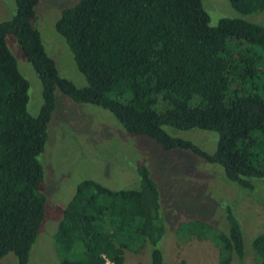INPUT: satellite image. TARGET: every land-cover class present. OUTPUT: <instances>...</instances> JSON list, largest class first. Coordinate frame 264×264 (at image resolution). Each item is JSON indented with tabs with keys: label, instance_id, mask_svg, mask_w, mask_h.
<instances>
[{
	"label": "trees",
	"instance_id": "1",
	"mask_svg": "<svg viewBox=\"0 0 264 264\" xmlns=\"http://www.w3.org/2000/svg\"><path fill=\"white\" fill-rule=\"evenodd\" d=\"M0 23V260L12 253L29 264L45 216L38 157L55 110L54 91L77 104L109 112L132 135L166 151H189L223 168L245 189L264 178V27L238 18L210 26L201 0H79L63 10L55 31L65 40L86 87L59 76L33 27L39 0H12ZM242 15L264 10V0H228ZM12 35L42 87L37 116L27 112V80L7 47ZM158 106V108H157ZM217 134L216 150L202 151L163 127ZM140 187L113 191L80 182L63 211L53 245L60 264H126L124 251L150 246V264H164L158 247L165 229L156 182L137 167ZM227 233L191 221L175 229L179 243L195 234L220 248L221 264L244 258L240 226L226 208ZM254 264H264V234L252 242ZM184 264V262H182Z\"/></svg>",
	"mask_w": 264,
	"mask_h": 264
},
{
	"label": "rangeland",
	"instance_id": "2",
	"mask_svg": "<svg viewBox=\"0 0 264 264\" xmlns=\"http://www.w3.org/2000/svg\"><path fill=\"white\" fill-rule=\"evenodd\" d=\"M79 0H39L34 8L33 27L56 66L60 77L76 87H86L65 40L55 31L63 10ZM214 27L222 18H238L264 27V10L242 15L228 0H201ZM16 5L0 0V23L10 20ZM7 47L15 57L19 73L29 84L27 112L35 117L42 106V87L32 66L27 62L17 40L6 37ZM55 110L48 124V139L38 157L44 178L41 192L46 198L45 216L36 241L29 253V264H60L54 251L53 236L62 214L77 185L93 180L113 190H136L140 187L137 167L145 166L158 186L159 214L165 233L158 247L164 264H221L220 248L208 240H197L195 234L179 243L175 229L180 223L199 221L227 233L226 208L236 218L243 237L244 258H232L229 264H254L253 240L264 234V178L251 179L252 189L229 181L221 166L210 164L189 151H166L149 138L127 133L107 111L88 104H77L54 91ZM158 108V106H157ZM171 137L189 141L212 154L218 136L214 132L192 129L179 131L163 127ZM150 246L138 253L124 251L126 264H150ZM0 264H18L10 253Z\"/></svg>",
	"mask_w": 264,
	"mask_h": 264
}]
</instances>
